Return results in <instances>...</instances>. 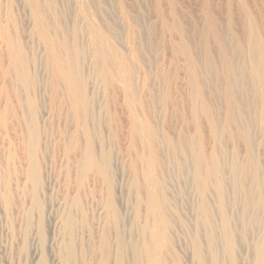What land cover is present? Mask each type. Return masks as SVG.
I'll list each match as a JSON object with an SVG mask.
<instances>
[{
	"label": "rangeland",
	"instance_id": "374dc122",
	"mask_svg": "<svg viewBox=\"0 0 264 264\" xmlns=\"http://www.w3.org/2000/svg\"><path fill=\"white\" fill-rule=\"evenodd\" d=\"M80 1L83 8L89 7V0ZM203 3L103 0L97 5L105 13L100 8V13L96 11V24L103 29L110 26L117 54H127L134 90L133 97L126 100L113 83V88L102 94L103 122L95 137L97 149H107L113 164L114 201L124 221L120 236L125 252L122 264H144L137 254L144 238L142 228L146 218L153 223L156 216L152 209L146 210L143 193L144 158L149 151L143 147L140 121L136 125L139 132L129 133V113H145L155 129L161 179L168 198L165 210L170 245L167 251L162 250V264H258L259 252L264 264V120L259 111L264 103L259 98L264 84L259 80V90L254 94L250 87L241 106L239 101L229 104L224 79L228 68L219 43L207 31L203 14L207 6ZM210 6L208 20L218 27L220 37L224 35L229 50L234 52L238 61L235 67L239 70V61L244 59L243 63L253 69L254 40L264 46V0H210ZM177 21L181 31L174 26ZM37 54L46 94L55 100L56 92L49 86L50 74L46 73L49 64L45 51L40 49ZM189 57L197 60L193 72L187 69ZM113 74L116 80L122 79L118 69L114 68ZM48 120L50 129L56 131V118ZM69 127H73L72 122ZM55 137L53 134L52 140ZM83 143L79 137L78 149ZM52 151L51 164L48 158L45 164L42 162V217L34 213L25 246L23 231L12 229L0 202V264H63L59 249L67 236L58 218L74 210L71 197L75 191L81 196V210L76 208L74 212L77 220L71 264H116L117 240L113 233L108 236L110 255L106 261L101 257L102 219L98 194L92 191L94 174L85 171L80 185L78 179H70L64 201L66 167L61 151L56 146ZM38 219H42L41 225ZM146 236L150 237L149 231Z\"/></svg>",
	"mask_w": 264,
	"mask_h": 264
},
{
	"label": "bare ground",
	"instance_id": "6f19581e",
	"mask_svg": "<svg viewBox=\"0 0 264 264\" xmlns=\"http://www.w3.org/2000/svg\"><path fill=\"white\" fill-rule=\"evenodd\" d=\"M204 2L208 8L203 13L206 16L207 31L219 43L222 61L228 68L224 78L228 102L233 106L235 101H239L241 106L242 97L246 96L245 92L247 94L250 87L254 94L259 90V80L264 84V46L254 40L255 59H252V63L255 62V67L248 68L242 59L238 70L235 67L238 61L224 41V35L220 37L218 27L208 20L211 15L209 9L212 10L209 7L210 0ZM102 3L103 0H89V7L83 8L80 0H0V202L7 212L6 219L10 222L7 223L13 230L20 228L23 231L25 246L34 213L38 212L42 217V162L45 164L47 158L51 161L49 157L56 146L62 153L66 167H62V171L65 169L62 183L66 191L64 201L69 180L74 177L80 185L82 174L91 171L94 174L92 191L98 194L97 208L102 219V260L106 261L110 255L108 236L113 233L117 240L115 262L122 264L125 252L124 240L120 236L124 233V221L114 201L113 164L107 149H97L95 137L99 136L103 122L102 94L113 88V83L118 85L126 100L133 97L134 90L132 78L128 74L130 66L127 54H117L111 41L110 26L103 29L96 24V11L100 13L102 8L97 5ZM179 22L174 26L181 31ZM85 29L89 30L88 34ZM40 49L45 51V59L49 64L46 73L50 74L49 86L56 92L55 100L46 94L44 80L41 78L37 54ZM249 55L253 53L250 51ZM195 60L193 57L186 60L190 72H193ZM114 68L121 73L120 81L114 78ZM192 81L196 84L198 82L195 76H192ZM259 98L263 103L264 93ZM240 111L243 112V109ZM259 111L264 120V103ZM51 117L57 120L56 131L50 129L48 119ZM128 117L130 134L139 132L136 125L140 121L138 127L143 132V147L149 151L144 158L143 193L146 210L151 212L152 209L156 215L153 223L147 218L144 222L142 233L145 236L142 235L143 243L137 254L144 264H162V250L167 251L170 245L167 235L169 221L165 210L168 198L161 179V165L154 141L155 129L149 119H145V113L142 116L129 113ZM71 122L72 128L69 127ZM53 134L56 136L54 140ZM79 137L83 138L84 143L78 149ZM245 141H250L248 134ZM68 159L71 163H67ZM71 202L74 210L69 209L58 218L62 232L67 236L62 249H59L63 264H71L74 256L72 238L77 220L74 212L76 208L81 210V196L77 191L71 197ZM16 221H19L17 227ZM38 222L41 225L42 219ZM228 224L229 221L224 223L227 238L230 237ZM147 231L150 237L146 236ZM196 253L200 256L198 245ZM258 255V264H263V254L259 252Z\"/></svg>",
	"mask_w": 264,
	"mask_h": 264
}]
</instances>
